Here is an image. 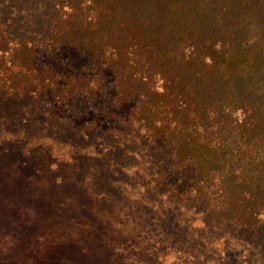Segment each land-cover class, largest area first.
I'll list each match as a JSON object with an SVG mask.
<instances>
[{
	"label": "trees",
	"instance_id": "trees-1",
	"mask_svg": "<svg viewBox=\"0 0 264 264\" xmlns=\"http://www.w3.org/2000/svg\"><path fill=\"white\" fill-rule=\"evenodd\" d=\"M80 144L264 248V0H0V162ZM15 192L0 178V225Z\"/></svg>",
	"mask_w": 264,
	"mask_h": 264
},
{
	"label": "rangeland",
	"instance_id": "rangeland-1",
	"mask_svg": "<svg viewBox=\"0 0 264 264\" xmlns=\"http://www.w3.org/2000/svg\"><path fill=\"white\" fill-rule=\"evenodd\" d=\"M31 135L29 147L50 142ZM51 155L65 160L52 174ZM134 165L106 161L85 144L52 145L32 172L0 162V178L17 187L19 215L0 225V264H264V248L240 231L189 211L164 214L161 197L145 192L147 176ZM18 219L25 223L15 227Z\"/></svg>",
	"mask_w": 264,
	"mask_h": 264
}]
</instances>
